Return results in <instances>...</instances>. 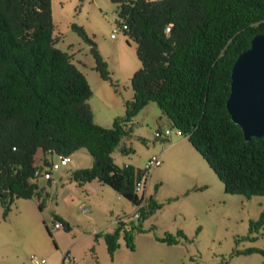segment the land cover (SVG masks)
<instances>
[{
	"label": "trees",
	"instance_id": "1",
	"mask_svg": "<svg viewBox=\"0 0 264 264\" xmlns=\"http://www.w3.org/2000/svg\"><path fill=\"white\" fill-rule=\"evenodd\" d=\"M119 23L127 24L126 41L136 43L141 67L130 79L133 96L111 126L94 121L88 103L92 89L70 53L56 46L51 0H0V202L6 217L16 198H35L41 210L48 197L36 169L49 170L54 157L85 149L92 158L86 168L71 171L79 185L92 180L110 186L137 207L133 220L119 219L102 233L112 256L120 246L133 250L134 235L155 231L143 222L163 204L145 190L144 169L118 165L112 153L132 132L133 119L149 102L157 103L205 159L224 191L264 197V135L245 139L228 112L231 73L238 55L252 38L264 34V0H114ZM73 30L90 45L82 26ZM169 26V31L166 27ZM95 68L112 81L107 64L94 46ZM123 152L130 148H121ZM43 154L42 163L36 154ZM48 155V156H47ZM157 186H155V189ZM63 229L69 223L54 214ZM47 232L51 231L44 222ZM264 235V204L248 222L243 239ZM99 236L98 234L96 237ZM156 239L168 245L188 242L182 230ZM239 240V239H236ZM264 252L256 247L233 254ZM224 264H227L225 262Z\"/></svg>",
	"mask_w": 264,
	"mask_h": 264
},
{
	"label": "rangeland",
	"instance_id": "2",
	"mask_svg": "<svg viewBox=\"0 0 264 264\" xmlns=\"http://www.w3.org/2000/svg\"><path fill=\"white\" fill-rule=\"evenodd\" d=\"M51 10L54 34L58 36L56 46L71 54L94 88V95L88 103L94 108L96 120L99 121L100 117L106 114L105 104L109 106L110 115L115 117L123 115L125 102L133 93L131 76L141 67V62L136 54V43L134 41L128 43L124 32L114 39L110 36L113 25H121L117 16L116 2L114 0H51ZM73 23L82 26L86 35L93 41L92 45L78 31L73 30L71 26ZM93 46L106 62L112 78L111 82L103 79L95 68L96 61L91 52ZM99 80L103 84L102 87L98 86ZM158 113L162 115V119L157 118ZM155 118L162 126H165L164 119L170 120L157 103L151 101L144 112L136 114L132 124V129L141 131L145 137L136 138L135 141H131L132 143L127 141V148L132 149L128 153L121 150L125 144V141H121L112 153L116 163L120 164L128 155L133 157L135 162H140L151 152ZM169 129L172 133L175 132L173 127ZM91 159L85 149H80L70 155L67 165L52 171V186H47L48 197L45 207L41 210L38 208L37 200L16 198L4 217V208L0 202V264H34L30 259L32 254L46 259L47 264H55V255L52 253L61 252L62 246L70 245L75 239L79 241L75 256L76 259L82 257L79 260L80 264H98L97 259H102L98 246L90 249V241L95 240V230H101L103 233L111 231L110 222L115 216L117 214L131 216L135 206L126 198L119 196L110 186L98 180L79 185L69 178L72 170L89 167ZM53 160L56 161L57 156H54ZM162 166L164 163L154 168L148 179L154 180L157 176H164L162 193L165 195L173 192V179L179 178L180 173L174 176ZM211 171L220 187H209L198 192L203 193L205 197L213 194L211 201L208 202L200 197L193 202L188 197H178L171 201L156 199L163 206L144 221L143 225L155 226L161 220L180 213L178 219H181L183 224L182 230L191 240L174 246L163 242L160 244L161 248L154 249L159 253L160 263L146 264H224L225 262L263 264L264 252L236 255L233 251L247 247H256L264 251V235L258 236L253 241L242 238L248 234L247 220L257 218L262 210L264 197L227 193L221 180L212 169ZM38 182L45 184L46 180L40 177ZM82 206L85 207L86 212L82 211ZM56 213L62 214L67 219L70 224L69 231L53 226V215ZM44 220L52 235L47 232ZM163 231V228L156 227L154 232L136 233L134 235L136 252L125 250L134 254L130 257L122 254L121 259L128 263L141 264L143 256L146 255L143 250L145 239L148 236L155 238L156 235L163 234ZM100 242L101 247L105 249L102 238ZM119 242L122 249H127L122 237ZM93 254L98 258L93 257Z\"/></svg>",
	"mask_w": 264,
	"mask_h": 264
},
{
	"label": "crops",
	"instance_id": "3",
	"mask_svg": "<svg viewBox=\"0 0 264 264\" xmlns=\"http://www.w3.org/2000/svg\"><path fill=\"white\" fill-rule=\"evenodd\" d=\"M74 62L76 63L75 60H74ZM76 64L78 65V63H76ZM90 86L92 89V95L90 97V99H91L94 95V88L91 85V83H90ZM98 86H100V87L103 86V84L100 80L98 82ZM132 96H133V93H132ZM132 96H131V98H132ZM131 98H129V99H131ZM149 103L146 106H144L139 111V113L142 111L144 112L146 110L147 106H149ZM103 104H105V103H103ZM105 105H106L105 109L107 110V112L105 115L100 117V119L98 121V120H96L94 108L92 107V105L90 103V107H91L93 114H94V120L97 121V123H99L100 125L111 126L113 123V120L115 118V115H110L109 106L107 104H105ZM157 118L162 119V115H160L158 113ZM154 120L155 121H154L153 137H154L155 131L162 130L163 128L166 129V128L172 127L170 120L165 121V119H164L165 126H162L160 123H158V121H156V118ZM140 137L144 138L145 136L141 134V131H137L135 129H132V132L130 133V135L125 136L122 139V141H125V144L121 148H127V146H126L127 141L133 142L136 140V138H140ZM189 144H191V143L189 142V140L186 136L177 135L174 132V133H171L168 137H164V138L154 137L153 149L140 162H135L133 160V157H130L129 155L126 158H124L122 160V162H120V164L116 163L115 161L114 162L120 166L126 165V164H131L135 167L141 168L143 166L145 160L150 155L157 154L161 157L162 164L164 163V166H162V168L163 167L167 168L168 171H171V173L174 176H176L178 173H180V177L179 178L175 177L173 179V183H172L174 186L173 192L165 194V195L162 193V189L164 187L162 181L164 180V176L163 177L157 176L156 178H154V180L147 179L145 187H144L146 195L153 196L155 199H158V200H161L163 198L164 201H171V200L176 199L178 197H184V198L188 197V198H190V201L193 202L194 199H196L197 197H200L201 199H204V200L209 202L213 199V197H214L213 194H208L205 197L204 195H202L203 193H198V192H202L204 189L209 188V187L218 188V187H220V185L219 186L217 185L216 177H214L215 175L212 173V171H211L209 165L207 164V162L205 161V159L199 154V152L192 145H189ZM128 152H131V151H127V153ZM124 153H126V152H124ZM48 157H54V155H49ZM42 159H43V154L40 151H38L36 154V162L40 164V163H42ZM91 163H92V159L90 160V165H91ZM46 184H47V182L45 184H39V185L40 186H43V185L46 186ZM50 186H52V182H51ZM155 186H157L156 189H155ZM117 194L119 196H121L119 193H117ZM29 199L36 200L35 198H29ZM260 203L262 204V202H260ZM37 205H38V201H37ZM44 207H45V205H44ZM111 213H112V211H111ZM56 214L61 216L63 219H65L67 221V219L62 214H58V213H56ZM153 215H154V213H153ZM180 215H181L180 213H175V214H173V217H171L169 219L161 220L160 222L156 223L157 226L155 225V229H156V227L158 229L163 228L164 229V231L162 232L163 234L165 232H171L172 233L173 231L182 230L184 228L183 224H181V219H178V217L180 218ZM136 217H137V207L136 206H135L131 216H127L126 214H120V215L117 214L115 216L114 220L112 222H110V223H112L111 231L114 230L119 219H123V220H132L133 219L134 220ZM150 217H148L147 219H149ZM146 220H144V221H146ZM249 220L250 219H248L247 221L249 222ZM44 222H45V220H44ZM69 227H70V224H69ZM143 227L148 228L144 225H143ZM95 231H96V232H94L95 240L90 241V249H92L93 246H94V248L96 245L98 246L99 253L102 254V259L101 260L97 259L98 264H138L137 262L128 263V261L122 260L121 256H120L122 254H125V256H129V257L132 256L134 253H127V251H125V250H129V252H136V250H137L136 246L134 247L133 250L126 247V245H124V246L127 249H122L121 246H119L114 251L113 255L111 256L108 253L105 241H104L105 249L103 247H101L100 239L102 238L104 240V238L102 236L103 231H101V230H95ZM111 231H108V232H111ZM149 232H151V231L139 232V233L140 234L141 233L147 234ZM139 233H137V234H139ZM97 234L99 236L96 237ZM163 234H158V236H162ZM97 238H99V239L97 240ZM162 243L163 242H160L156 239V236H155V238L154 237L149 238V236H148V238H146L144 243H143L144 244L143 250L146 253V255L143 256V260H142L143 262L141 261V264H146L147 262H149V263H160L159 253L155 252L154 249L158 248V247L161 248L160 244H162ZM78 244H79L78 239H75V241H73L70 245L62 246L61 252L52 253L53 255H55L54 256L55 264L61 263L62 254L66 250H69L70 252H72L71 254L75 257V263L77 264V262H78V264H80L79 260H81L82 257L79 256L76 259V256H75V251L77 250L76 248H77ZM120 245H121V243H120ZM171 246H174V245H171ZM95 252H96V249H95ZM93 257L98 258L94 254H93Z\"/></svg>",
	"mask_w": 264,
	"mask_h": 264
},
{
	"label": "water",
	"instance_id": "4",
	"mask_svg": "<svg viewBox=\"0 0 264 264\" xmlns=\"http://www.w3.org/2000/svg\"><path fill=\"white\" fill-rule=\"evenodd\" d=\"M226 107L245 139L264 135V34L255 35L250 47L238 55Z\"/></svg>",
	"mask_w": 264,
	"mask_h": 264
},
{
	"label": "built area",
	"instance_id": "5",
	"mask_svg": "<svg viewBox=\"0 0 264 264\" xmlns=\"http://www.w3.org/2000/svg\"><path fill=\"white\" fill-rule=\"evenodd\" d=\"M127 29V24L123 23L120 26L119 25H113L112 31H111V38H116L121 32H124V30ZM166 30L169 31V26L166 27ZM175 130V133L177 135H182L180 130L173 128ZM172 133V130L169 128H166L165 130H157L154 133V137L156 138H164L168 137ZM70 161V156L69 155H58L57 160L52 162V165L49 170H44V169H36L35 175L40 176L44 178L45 180L47 179H52V171H55L59 169L61 166L67 165V163ZM162 164V159L159 155L153 154L150 155L144 162L142 169L146 172V178H149V175L151 171L160 166ZM144 185L142 184V181L138 182L136 184V190L141 191L143 190ZM83 212H86L87 210L85 209L84 206L81 207ZM53 226L55 228H63V225L60 221L54 220L53 221ZM31 261L34 264H47L46 259L41 258L37 256L36 254H32L30 256ZM61 264H76L75 263V257L71 254L69 250H66L62 254V260ZM264 264V263H263Z\"/></svg>",
	"mask_w": 264,
	"mask_h": 264
}]
</instances>
